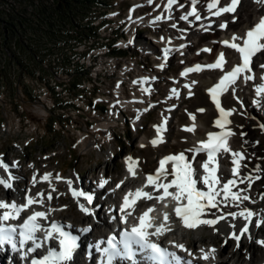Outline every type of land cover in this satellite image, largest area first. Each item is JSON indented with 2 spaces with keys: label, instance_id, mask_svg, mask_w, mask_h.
<instances>
[{
  "label": "snow or ice",
  "instance_id": "snow-or-ice-1",
  "mask_svg": "<svg viewBox=\"0 0 264 264\" xmlns=\"http://www.w3.org/2000/svg\"><path fill=\"white\" fill-rule=\"evenodd\" d=\"M151 2V0H150ZM177 0H167V8L170 10ZM199 0H192L191 11L182 16L181 19L188 20L189 16H193L195 20H200L201 15L197 10V3ZM258 3L264 4V0H257ZM240 4V0H227L226 3L221 5V0H209L206 3L207 11L212 15L219 17L223 14L235 13L237 6ZM162 17H157L161 19ZM168 18H171L170 16ZM175 27V25H173ZM220 28H227L228 24L221 23ZM222 43L231 49H234L239 53V62L234 66H231L230 70L224 72L219 82L212 88L208 89L209 94L216 108L220 112V119L216 120V126L224 129L220 133H208L206 141H201L199 146L190 149L194 153L204 152L206 153V161L203 162L200 167L204 169V175L202 177L196 176V169L193 168L189 158L180 153L178 155H170L165 157L159 162V168L155 170V173L147 176V183L145 187L152 186L156 193L145 192L143 188H138L134 192L129 191L123 198V205L120 208V212L124 213L123 223H128V216L132 215L131 211L125 212L126 209L134 210L136 201L140 198L147 200H153L163 203L167 208L168 204L166 200L172 204V211L176 217L180 219L183 226L186 228H196L201 224L215 225L220 219H225L226 216H220L217 219H202L205 211L208 209H217L220 204H224L227 207L228 204L235 203L236 206L242 204L243 201L249 200L248 195H241L242 192H247L251 184L260 179L259 176H248L244 179H240V183L247 182L248 188L239 189L233 191L234 188L238 189L237 180L240 178V162L245 158L242 152L233 151L229 145V139L234 133L226 126L231 123L228 119L232 115L235 109L226 111L221 106L220 97L228 91V89L235 85L238 79L243 78L244 82L252 81L256 79V75L253 72L252 62L253 57L258 53L264 52V16H262L257 23L252 27L246 29L243 35H232L230 39L222 41ZM204 51H211V49H204ZM168 49L165 50V57H167ZM228 60L225 58V54L221 52L216 61L212 64L203 66L208 69H220L223 71L225 64ZM164 65L162 64L161 67ZM203 67L196 65L194 68H188L184 75L188 72L202 71ZM259 67L264 68V64H260ZM147 82V80H145ZM145 92L149 91L144 89ZM255 92L258 97H264V75L260 77V83L255 85ZM259 104V101H256ZM203 112L204 109H198ZM192 120L195 121L196 117L193 115ZM166 124L167 121L165 120ZM195 124L186 129L187 131H195ZM264 127V125H262ZM164 126L161 125L157 131L163 132ZM163 142V137L158 136L157 139L152 141V144H158ZM221 153H231L233 157L232 163V179H228L223 185H221V178L217 175L219 170L218 157ZM194 159V157H193ZM128 171L135 176V165L138 163L131 157L128 158ZM168 165H171L169 169ZM0 168H3L5 172H8V165L0 162ZM259 171V169H257ZM51 174H45L42 178L50 183ZM169 177H171L169 179ZM60 179L59 176L56 177ZM16 177L12 176L9 172L7 177L0 176V185L6 189H12L13 181ZM198 181L207 186V190L203 191L197 187ZM33 183H36V178L33 177ZM71 187L72 181H67ZM107 183V180L101 182V187ZM123 183V182H121ZM120 185L118 184L117 187ZM217 186H220L219 188ZM55 191V189H53ZM72 195L74 197H84L88 203H91L92 196L85 195L82 191L72 189ZM40 199L27 195L25 202L17 203L15 200H2L0 199V248L4 245L10 246L12 250L21 253V258L28 260L32 253H36L38 249L42 248L46 243L53 240L58 242V248L50 246L47 250V254L39 257H33L29 264H70L73 260V255L76 249L79 247L78 237L73 235L70 231H65V227L71 228V225H61L57 222H52L50 226L45 227L40 221L48 219V212L45 211H33L31 215H28L19 224L11 223L12 221L20 220L21 214L26 212L34 204H44L43 193L38 194ZM132 197L130 200L129 198ZM222 199L218 200L217 198ZM264 198V197H262ZM48 200L52 199L51 193L47 196ZM81 211L91 214L89 209L84 205H80ZM54 211V210H52ZM154 207L147 208L138 217V223L131 226L130 229L125 228L120 234L118 239L116 235L110 236L107 240H100L95 248L101 255L100 264H117L118 261H129L131 264H139L137 260L138 254L146 256L148 261L152 264H191V261H182V258L175 252H171L168 249L161 247L160 244L153 241L152 237L159 238L165 235L167 232L172 231L169 226V213L163 214L162 222L156 224L155 217H150L149 214L154 212ZM233 218L237 216L242 217L248 224L252 223V219L258 214L251 209L244 208L239 213L230 212ZM260 224H264V219H260L257 222V227ZM234 227V226H233ZM90 227L83 229L82 231H90ZM249 229L246 225L240 235L233 232L234 239L239 240L240 236L248 233ZM43 232L44 236L41 238L37 233ZM250 238V237H249ZM261 245H264V240L258 241ZM101 245H106L101 247ZM175 247L187 252L183 244H176ZM203 251V250H201ZM215 249L210 252H205L202 256L204 260L214 258ZM189 255L191 253L189 252Z\"/></svg>",
  "mask_w": 264,
  "mask_h": 264
},
{
  "label": "rangeland",
  "instance_id": "rangeland-1",
  "mask_svg": "<svg viewBox=\"0 0 264 264\" xmlns=\"http://www.w3.org/2000/svg\"><path fill=\"white\" fill-rule=\"evenodd\" d=\"M44 1L47 3H53L52 0ZM71 1L74 4L73 7L76 9H79L78 7L82 6L77 12L75 11L76 14L82 15L87 8V4H83L84 0ZM118 1L120 0H113L111 2L112 6H116L115 3ZM17 2L18 0H0V45L4 46V42L7 40V38L4 37L5 34L10 36L9 38L12 39H8L10 40V42L8 41L10 43L8 55L16 54V56L19 57L16 62L18 63L20 61L22 65L21 67L20 64H17L13 69L10 67V57L4 60L3 54L0 52V153L4 157L11 158L13 155L21 157L22 166L15 167V169L22 174V180L32 179L37 169H39L40 172H44L52 167L55 171V177L52 179L54 181L53 184L57 185L59 188H54L55 197L51 201L47 199L48 194L45 192L46 208L49 211L51 210L49 212L51 216L59 215L65 221L69 219L71 222L78 224L81 223L82 218L80 205L77 204V199L72 195L71 190L69 191L70 186L65 182L72 177H76L75 186L78 185L80 187L82 185L81 187H83L84 184L95 186L97 184V179L94 178V176H97L98 178L100 173L107 172L110 185L113 186L125 173L127 163L125 159L126 155L128 153H133L136 156H140L141 152L144 151V148H141L140 146V138L151 130L154 124L159 121V111H162L163 103L158 105L157 109L149 111L146 120L143 122L142 128H139L138 131L136 130V127L135 129L128 130L129 134L126 135L125 133L124 140L117 139L116 141L113 140L109 143L105 142L103 144H98L95 137L84 135L82 141H77L76 134H73L72 132L73 129L71 130L67 128L66 130L60 127V130H57L53 125L57 118H59V115L53 112V107H57L54 102L59 104V101H62L64 100V97H67V92L62 91L58 86L54 85V82L50 83V80L55 78L53 75L49 74L48 77L50 80H44L41 83L38 80L34 81L31 78L32 72L30 71L31 68H29V64L33 63V61L31 58L29 59L27 57L26 50L28 47L36 49L37 45H39L41 49L40 54L46 55L49 52H44L43 50L46 49L48 45H52L53 47L54 43L61 45H64L67 42L76 43L77 40L73 38L77 35L79 27L74 26V24H76L75 21L66 22L61 15L56 16V19H53L48 15L35 14L29 8H26L24 4L18 8L16 5ZM76 2H79L77 3V6ZM61 3H65V1L58 0L54 2V5L60 6ZM90 7L92 9L95 8L93 4H90ZM91 8H89V11L92 10ZM17 11L23 13L27 17V20L28 18L32 19L31 22H29L27 29H23L22 31V41L18 42L17 40L16 43H13L15 37L20 36V31L14 29V21L11 22L10 19L11 15H6V13L10 12V14L14 13L15 15ZM78 18L80 19L81 17ZM41 21H44L43 23L47 22L48 24H56L54 26L55 30L58 29L59 25H63L62 28H64V30L52 34L53 28L45 26L46 24L41 25L39 23ZM238 21L239 20H237V22ZM84 23L85 20L83 18V24ZM39 26L42 29V33L37 35L35 34V31ZM213 36L214 34L211 31L206 34V38L209 39ZM48 40L50 41L48 42ZM6 46L8 47V45ZM52 50L53 49L50 51ZM34 51L35 50H32V52ZM59 52L60 55H57V60H54L55 63H66L68 60L65 57H61L65 53H63L62 49H58V53ZM39 64L41 66V63ZM13 70L15 71L14 73H12ZM61 80L62 79L59 80V83L71 85H69L70 88L67 87L68 93L73 94L74 92H77L73 81L74 79L69 78L67 80L68 83ZM17 81H20V84L18 85L21 88H18ZM22 83H26L28 87ZM45 85L50 89V92L46 91L49 97V102L41 96L42 91L47 90ZM63 86L66 87L65 85ZM154 91L155 89L152 90L151 94H153ZM83 95H86V92H83ZM195 98L196 96L185 101L189 104ZM50 100L54 104L53 107L49 104ZM140 105L143 106L142 104ZM187 105L185 107H187ZM183 108L184 105L182 104V106H179V108L173 112L172 116L174 119L173 121H170L171 129L168 131L170 133L169 139L164 143L163 151L147 161L150 166L153 167L156 165V158H159L163 152L174 153L189 149L188 146H185L184 148V146L178 145L176 138L177 131L175 128L178 119L177 116ZM43 110H48V114ZM255 130L257 132V129ZM259 137H261V140L260 143H258L264 148V143H262L264 142V134L256 133V139H259ZM258 159L264 161V154L259 156ZM8 161L10 164L13 162L11 160ZM254 162H256V160ZM259 173L260 170L257 174L259 175ZM57 176H59L60 179H57ZM77 181L81 185L77 184ZM24 182L25 181H23V183ZM3 194L5 193L3 192ZM59 199H61V201H59ZM64 204V207L58 208L60 205ZM101 209L104 211L103 206H101ZM225 216L229 215L226 214ZM199 236L204 239V241L217 244L220 248L225 246L233 248V245L237 244L236 239H232L234 244L233 241L225 243L223 240L225 234L221 233V229L218 226L209 225L202 235L196 236L197 240L201 239ZM247 245L248 244L243 243L238 251L240 253L239 256L243 254V258L249 260L251 255L248 251H244ZM242 250L244 253L241 254ZM261 251L264 253V249L257 250V256H261ZM94 260L91 261V264H94Z\"/></svg>",
  "mask_w": 264,
  "mask_h": 264
},
{
  "label": "bare ground",
  "instance_id": "bare-ground-1",
  "mask_svg": "<svg viewBox=\"0 0 264 264\" xmlns=\"http://www.w3.org/2000/svg\"><path fill=\"white\" fill-rule=\"evenodd\" d=\"M183 0H177L175 4H173L172 8L169 10L167 8V1L164 4V9L166 10L167 14L170 16H184L186 15L189 10L181 14L182 6L183 4H179ZM224 0H221V5H223ZM200 4V3H199ZM97 7V6H96ZM197 10L199 14L201 15L200 20H195L193 16H189L191 20L195 21L197 23L194 25V28H189V36H194L196 29H200L198 31H205L208 29H211L214 36L216 37L220 32L216 30L214 27H210L212 23L216 20V18H221L222 20H225L229 14H223L219 17L212 16L209 14V17L207 15H204L201 12V8L199 5H196ZM92 9V8H91ZM264 9V4H260L257 2V0H240V4L237 6V10L235 13H230L231 15H238L239 16V21L233 25L235 29H239L244 26H248L249 24L255 23V18L257 17L260 19L262 17ZM91 11V10H90ZM208 11L206 12V14ZM251 27V26H249ZM248 27V28H249ZM175 29L173 27L169 28L170 33H172ZM165 39V38H164ZM156 42L159 43V36L155 38ZM163 44V43H162ZM164 46L166 44H163ZM211 58V57H209ZM162 64V63H161ZM219 71L217 69H208V68H203L202 71H194V72H188L187 76L191 75H196V79L198 82L196 84L191 83V90L194 92V96L196 98L192 100L191 103L187 105V107L184 106L183 109H181V112L178 113L177 116V123H176V131H177V143L180 146H188V147H196L199 146V143L203 140H205V135L206 133L212 132L215 130L216 127H214L213 118L216 116V113L212 107V104L209 102V100L206 99L207 94L205 91H203L204 87L205 89L209 86L211 87L215 82L213 81V75H218ZM151 75V74H150ZM215 75V76H216ZM221 75H218L219 77ZM62 81V80H61ZM74 81V80H73ZM190 81V80H189ZM191 82V81H190ZM132 89H133V97L136 101V107L134 108L135 111H137L136 117L137 119H141L142 115L146 112L145 108L146 105L149 104L147 101L148 98L152 97V88L148 86V83H152L151 80L149 82L145 81H129ZM211 84V85H210ZM70 85V84H69ZM71 86V85H70ZM70 88V87H69ZM74 88V87H73ZM144 89H148L149 91L145 92ZM246 89V88H245ZM76 90V89H75ZM241 90V88H240ZM238 93L240 95V91L238 88ZM187 95V94H186ZM246 95L245 91L242 93L243 99L244 96ZM183 94L181 95L180 98H182ZM172 99H177L176 96H171L167 100L170 102ZM179 106H182L181 100H178ZM178 102L176 104H178ZM142 104L143 106H141ZM230 107L233 109L238 110V113L234 112V116L237 121V133L233 141V145H235L237 148H243L246 150V153H244V159L240 162L241 167L239 169L240 171V178L237 180L238 184V189L234 188L233 191H237L239 189H245L248 188L247 182L245 183H240V179H244L248 176H259L260 179L255 180L250 188H248V191L242 192L241 195H248L250 197L249 200L243 201L242 204H239V206H236L235 203L228 204L227 207L222 203L219 205L217 209H208L205 211L204 215L201 217L202 219H217L220 216H225L226 214L230 212H236L239 213L242 209L248 208L256 212L258 215L252 219V223L248 224L247 221H245L242 217L237 216L236 218H233L231 215L226 216L225 219H220L218 223H216L213 226H218L221 229V233H224L225 236L223 238L225 243L232 242L234 239L233 236H231V233L235 232L237 235H240L241 230L247 225L248 226V233H245L244 235L240 236V239L237 240V244L233 245V248L229 246H225L220 248L217 246V244L213 242H207L204 241L200 236L199 240H197L196 236L202 235L203 232L206 230V228L209 225L201 224L200 226L196 228H186L183 226L182 222L178 217L175 216V214L172 211V204L170 201L166 200L165 203L168 204V207L166 208L163 203H160L156 201L155 199L153 200H147V199H142L143 202H147L150 204H155L159 207V212L164 210L165 212L169 213V226L171 227L172 231L167 232L166 235L170 237V241L172 240H180V242H185L188 244V251L191 250L192 253L198 258H202L203 254L205 252H210L212 249H215L214 252V258H210L212 261L213 259H218V264H254L256 262V259L258 258L256 252L257 250L264 249V245H261L258 243V241L264 240V224H260L259 227H257V222L260 219H264V161H260L258 159L259 156L263 155L264 153V148L259 145L256 139V130H260V122L259 119L261 118L264 121V116L259 115L260 118L254 117V116H248V117H243L240 113H246L250 111L248 107L243 106L241 102L237 101H230L229 102ZM235 107H234V106ZM203 108L204 111L200 112L198 109ZM176 109V110H177ZM175 110L164 108L162 111H160V119L158 122L154 124L151 130H149L147 133L144 134L142 138H140V146L141 148H144V151L141 152L140 156H136L133 153H128L126 155V161L129 164L128 158L131 157L133 160L137 161L138 163L135 165V172L136 175L133 176L132 174L130 175V179L133 180V182H138V185L143 186V188L146 189V192L153 193L154 195H159L160 193H156L155 190L153 189L152 186L145 187L147 183V176L152 175L155 173V170L159 168V162L164 159V156H170V155H178L180 153H184L186 157L189 158L190 162L192 163L193 168L196 169V176L197 177H202L204 173V169L200 167V165L206 161L202 157V153H194L192 151H189L190 149H187L185 151H178L174 153H166L163 152L160 157L156 158V165L155 166H150L149 163L147 162L148 160H151L153 157L157 156L160 154V152L163 151V146L166 140L169 139L170 133L168 132L169 129H171V118L173 119V112ZM195 116L196 119L195 121L192 120V116ZM167 121L165 124L164 121ZM193 124H195V131H187L189 127H191ZM163 125L164 126V131L158 132L157 129ZM263 134H264V129ZM245 131V136L242 137L239 135L241 132ZM158 136L163 137V142L158 143L153 145L152 141L157 139ZM207 137V135H206ZM194 157V159H193ZM9 159L5 156H2L0 153V162L3 164L8 165V172H5L3 168H0V176H5L7 177L8 173L10 172L12 176L16 177V179L13 181V187L12 189H6L2 185H0V199L2 200H18L22 201L25 200V194L29 193L32 197H35L37 199H40L41 197L38 196L39 193H43L45 195V192L47 194L51 193L52 199L55 197V191H53L54 188H59L57 185L53 184V177H55V171L51 167L49 170H45L46 174L50 173V187H49V181H46L42 176V172L37 169L34 177L36 178V183H33V177L32 179H29L26 182V185L23 186L21 184V179L22 174L18 172L15 167H21V158L18 160H13V162L10 164ZM219 160V170L217 175L221 178V185H223L228 179H232V168L234 167L232 160L233 157L231 156V153H224L223 157ZM256 160V162H254ZM264 160V159H263ZM169 169H171V165H168ZM260 170L259 175L257 174ZM41 173V174H40ZM128 176V175H127ZM142 176V177H141ZM104 177V178H103ZM127 178V177H126ZM171 177H169L170 179ZM124 179L123 176L120 177L116 181V183ZM71 180V187L69 188V191L72 189H75L77 191H82L85 193V195H90V193H95L98 197V191L100 189L96 188V190H92L94 187L89 186V185H82L79 184L77 181V184L81 185L80 187L76 185V177H72L68 179L67 181ZM107 180V190H108V195L111 196L115 194L117 188L115 186H110L109 185V180L107 179V176L104 175V173H100V177L97 179V183L99 181ZM67 183V182H65ZM115 183V184H116ZM60 185V184H59ZM67 185H69L67 183ZM78 187V188H77ZM197 187L203 191L207 190V186L203 185L198 181ZM218 188L220 186H217ZM50 188V190H49ZM83 188V189H82ZM95 188V187H94ZM102 192L105 191V189H101ZM3 192L5 194H3ZM111 192V193H110ZM16 193V194H15ZM57 193V192H56ZM63 193V192H62ZM107 193V191H106ZM92 195V194H91ZM65 196V195H64ZM93 198V197H92ZM43 199H45V196H43ZM77 199V204L79 205H84L86 208L89 209L91 214L85 213L80 210L82 214L81 218V223H74L71 222L69 219L66 220L65 222L68 225H71V228L74 229L75 235L77 234L80 237L81 240V246H80V251L73 256V260L70 262V264H84L80 258L83 242L86 245L91 244V241L94 237V235H97L98 238L101 234V232L105 228H109L113 226L114 222H111L104 211L101 209L100 206H98L97 203V198H93L91 203H88L87 200L84 199V197H75ZM218 200L222 199L221 197L217 198ZM50 200V201H51ZM61 201V199H59ZM25 202V201H24ZM142 202V203H143ZM101 203V202H99ZM63 204V203H62ZM42 206L47 205L44 203L43 205H40V208ZM64 205H60L58 208L64 207ZM47 209V208H46ZM45 210V209H44ZM51 211V210H50ZM49 211V212H50ZM51 223V221H50ZM211 226V225H210ZM234 226V227H233ZM90 231H82L83 229L89 228ZM97 232V233H96ZM196 234V235H193ZM198 234V235H197ZM250 237V238H249ZM244 244H248L247 247L245 248L244 251H248L250 256V259L246 260L243 258V250L241 252V256H239V251L238 249L241 248V246ZM234 244V241H233ZM227 245V244H226ZM203 250V251H201ZM262 252V251H261ZM262 254H264L262 252ZM85 264H91V262L85 263Z\"/></svg>",
  "mask_w": 264,
  "mask_h": 264
},
{
  "label": "trees",
  "instance_id": "trees-1",
  "mask_svg": "<svg viewBox=\"0 0 264 264\" xmlns=\"http://www.w3.org/2000/svg\"><path fill=\"white\" fill-rule=\"evenodd\" d=\"M64 1L65 3H61L60 6H57V5L52 6V4L49 5L45 3L40 4L41 5L40 8L36 9L35 12H37L36 14L42 13L41 15H48L52 17L53 19H56V16H60L62 14L66 15L67 10H74V7H73L74 4L71 0H64ZM86 1L87 0H84L83 2H86ZM23 4L25 5L26 8H29L30 10L32 9L31 7H29L30 0H18L17 2L18 7H21ZM76 6H77V2H76ZM26 18L27 17L23 13H19V11H17L15 15L14 13H11L10 19H11V22L14 21L13 23L14 29L19 30L21 34H22V29H27V26L29 25V22H31V19H32V18H28L27 20ZM4 37L7 38L8 35L5 34Z\"/></svg>",
  "mask_w": 264,
  "mask_h": 264
}]
</instances>
